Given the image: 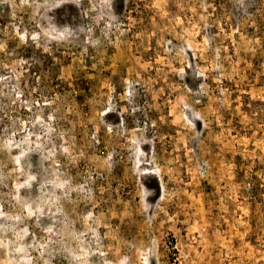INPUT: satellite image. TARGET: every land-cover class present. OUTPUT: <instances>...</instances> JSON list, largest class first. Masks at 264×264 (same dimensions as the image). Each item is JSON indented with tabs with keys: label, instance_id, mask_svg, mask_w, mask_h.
<instances>
[{
	"label": "rangeland",
	"instance_id": "1",
	"mask_svg": "<svg viewBox=\"0 0 264 264\" xmlns=\"http://www.w3.org/2000/svg\"><path fill=\"white\" fill-rule=\"evenodd\" d=\"M0 264H264V0H0Z\"/></svg>",
	"mask_w": 264,
	"mask_h": 264
}]
</instances>
